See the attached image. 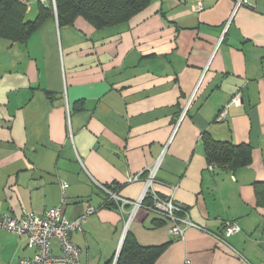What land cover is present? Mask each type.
<instances>
[{
  "label": "crops",
  "instance_id": "0c3cea01",
  "mask_svg": "<svg viewBox=\"0 0 264 264\" xmlns=\"http://www.w3.org/2000/svg\"><path fill=\"white\" fill-rule=\"evenodd\" d=\"M26 1L32 20L39 6ZM244 1L204 0L195 13L194 0H152L101 30L51 15L25 43L0 38V214L64 203L73 221L91 207L70 235L78 262L113 264L130 207L105 205L98 185L137 200L167 146L152 190L203 230L177 239L142 209L126 234L165 246L154 264H264V0ZM204 136L246 147L247 164L208 165ZM228 221L239 230L221 244ZM33 254L24 236L0 230V264Z\"/></svg>",
  "mask_w": 264,
  "mask_h": 264
},
{
  "label": "built area",
  "instance_id": "2783aa9c",
  "mask_svg": "<svg viewBox=\"0 0 264 264\" xmlns=\"http://www.w3.org/2000/svg\"><path fill=\"white\" fill-rule=\"evenodd\" d=\"M41 2L47 0H40ZM54 4V0H50ZM244 0H237L236 6L246 4ZM192 10L199 13L204 10V0H194ZM228 25V23H227ZM224 31L226 30V27ZM235 102V99H234ZM190 102L181 111L178 118L179 124ZM227 107L219 111L215 117V121H224L227 118ZM167 146L162 149L161 156L156 159L153 166L145 172V181L142 192L137 200L129 201L123 199L113 193L107 187L98 185L107 198L113 201L116 208L123 213L126 207H130L128 215L124 221V233L127 232L131 221L140 210H145L149 213L156 214L169 223V233L180 239L183 237L187 229L203 230L200 226L189 220L188 214L185 211L179 214L180 209L172 198H160L152 190V184L155 180L156 173L160 167L162 156L165 154ZM139 179V176L133 175L127 178V182H134ZM63 188L66 185L62 186ZM58 205L46 209L42 212L22 211L19 215L10 213L0 214V230H4L18 236H24L27 240V247L34 250V254L30 258H21L18 264H79V251L71 242L70 235L76 230L81 229V225L86 217L94 213V209L89 207L84 214L77 217L73 221H68L64 216L63 205ZM239 227L235 221L224 223L221 235L217 237L219 243H225L227 238L236 233ZM124 239V238H123ZM123 242V241H122ZM56 244L59 247V254H53L52 245ZM122 244V243H121ZM121 246V245H120ZM117 256V252H116ZM188 264V262H186Z\"/></svg>",
  "mask_w": 264,
  "mask_h": 264
},
{
  "label": "trees",
  "instance_id": "16d2710c",
  "mask_svg": "<svg viewBox=\"0 0 264 264\" xmlns=\"http://www.w3.org/2000/svg\"><path fill=\"white\" fill-rule=\"evenodd\" d=\"M151 1L54 0L53 4L50 0L44 2L35 0L39 12L34 19L27 20L26 12L30 3L26 0H0V38L25 43L51 15L56 18L59 26H73L77 19L84 20L95 30L122 26L148 7ZM204 153L208 165L230 171L245 166L249 159L246 147L215 141L209 136H204ZM105 205L116 208L111 200ZM185 211L181 208L179 214ZM164 247V245L142 247L127 233L115 264H154Z\"/></svg>",
  "mask_w": 264,
  "mask_h": 264
},
{
  "label": "water",
  "instance_id": "95a60500",
  "mask_svg": "<svg viewBox=\"0 0 264 264\" xmlns=\"http://www.w3.org/2000/svg\"><path fill=\"white\" fill-rule=\"evenodd\" d=\"M125 234H126V232H125V233L123 234V236H122L121 243H122V241H123V238H124ZM121 243H120V245H121ZM120 245H119V247H118V249H117V256H118V253H119V250H120V247H121ZM116 259H117V257H116ZM115 262H116V261L114 260V261H113V264H115Z\"/></svg>",
  "mask_w": 264,
  "mask_h": 264
},
{
  "label": "rangeland",
  "instance_id": "374dc122",
  "mask_svg": "<svg viewBox=\"0 0 264 264\" xmlns=\"http://www.w3.org/2000/svg\"><path fill=\"white\" fill-rule=\"evenodd\" d=\"M125 235H126V234H125ZM124 237H125V236H124ZM116 257H118V256H115V259H114L115 261L117 260Z\"/></svg>",
  "mask_w": 264,
  "mask_h": 264
},
{
  "label": "bare ground",
  "instance_id": "6f19581e",
  "mask_svg": "<svg viewBox=\"0 0 264 264\" xmlns=\"http://www.w3.org/2000/svg\"><path fill=\"white\" fill-rule=\"evenodd\" d=\"M126 236V235H125ZM111 261V260H110Z\"/></svg>",
  "mask_w": 264,
  "mask_h": 264
}]
</instances>
